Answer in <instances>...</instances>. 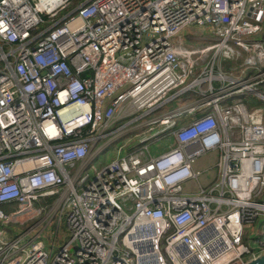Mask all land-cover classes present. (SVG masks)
Masks as SVG:
<instances>
[{
	"label": "built area",
	"instance_id": "built-area-1",
	"mask_svg": "<svg viewBox=\"0 0 264 264\" xmlns=\"http://www.w3.org/2000/svg\"><path fill=\"white\" fill-rule=\"evenodd\" d=\"M68 1L0 0V220L44 210L0 236V264H243L264 249V123L245 103L264 101V0H82L38 28ZM193 24L209 42L186 44ZM109 127L115 156L96 167ZM208 152L217 175L200 185Z\"/></svg>",
	"mask_w": 264,
	"mask_h": 264
},
{
	"label": "rangeland",
	"instance_id": "rangeland-1",
	"mask_svg": "<svg viewBox=\"0 0 264 264\" xmlns=\"http://www.w3.org/2000/svg\"><path fill=\"white\" fill-rule=\"evenodd\" d=\"M82 1V0H81ZM65 11V12H64ZM64 11L59 13V16H63L65 13L68 12V8H66ZM60 18V17H59ZM58 16H56L55 18H49L44 20L43 22L39 23L38 28L39 29H43L47 26H49L51 23H53L54 21H56L57 19H59ZM181 34H188L191 36V39L185 37V42L188 45H200L202 42H209L210 40L207 38L210 36V32L208 31L207 28H204L202 26H197L196 24L187 26L186 28H184L183 30L180 31ZM206 38V39H204ZM203 39V40H200ZM259 89H264V86H259ZM179 103V102H177ZM245 103L248 104L249 106H255L261 109V117H262V121L264 123V101L261 100L260 98L256 97V96H252L249 95L247 96V98H245ZM163 111V108L157 109L154 112V115L160 114ZM121 122L119 123H115L113 124L111 127L114 128L115 126L119 125ZM111 128V129H112ZM157 128H154L152 132H154ZM112 137V133H110V127L106 130V132L104 133V135L102 137H100L96 144H95V148L97 149H102L100 150L102 154L98 155V158L96 161H94V165L96 167H98L99 165H102L103 163H107L109 162L111 159L114 158V149L113 145L114 143L110 144V138ZM123 138L121 137L120 140H122ZM137 139V138H136ZM167 143V140L164 138L158 139L155 142H153L152 144H150L148 146L149 152L153 155H155L156 153H158L162 148L165 147ZM214 163V158L212 156V154H207V155H203L199 158H197L193 163L192 166L195 170H198L199 168L206 166V165H211ZM215 172V168L212 165V167H210L208 169V171H203L201 172V174L199 173V175L197 176L199 180V182L204 183L207 178L209 177H213ZM189 190H194L192 184ZM53 199V197L50 198H45L44 201L49 204V202ZM44 201L41 199L39 202L34 203V209H36L39 207V205H44ZM44 213L43 211H40L36 214H34V216H30V218H26L24 215H21L19 217H17L15 220L12 221H4V220H0V234H4L7 237L6 238H11L13 235L21 232L22 230H24L25 228H27L33 221H37L38 219H40L42 217ZM32 221V222H31ZM31 222V223H30ZM29 224V225H28ZM59 235H65V231H63V227H61V222L59 223ZM54 228L53 223H49L47 225V227L43 230L42 232V237L46 238L48 240H51V236H52V230ZM59 241V240H58Z\"/></svg>",
	"mask_w": 264,
	"mask_h": 264
},
{
	"label": "crops",
	"instance_id": "crops-1",
	"mask_svg": "<svg viewBox=\"0 0 264 264\" xmlns=\"http://www.w3.org/2000/svg\"><path fill=\"white\" fill-rule=\"evenodd\" d=\"M170 106H172V108H173L174 106H178V103H177V102H173V103H172L171 105H169L168 107H170ZM155 111H156V110H155ZM155 111H154V112H155ZM154 112L152 113V116L154 115ZM207 154H212V156H213V158H214V163L211 164V165L203 166V167L199 168L197 171H199V173L201 174V172H203V171H205V172L208 171V169H209L210 167H212V165H213L214 168H215V172L213 173L214 176H213V177H209V178H207V180H206L204 183H201V182H199V180H197V182H198L200 185H206V184H208L209 182L215 180L216 175H217V169H216V153H215V152H208V153H206L205 155H207ZM205 155H204V156H205ZM197 179H198V177H197ZM191 184H192L193 188H195L194 183H193L192 181H190V180H188V181H186V182L183 183V192H184V193H193L194 190H189L190 187H191ZM12 206H13V205L4 204V205H3V208L7 210V209H9V208L12 207ZM9 221H12V220H9ZM31 222H32V221H31ZM31 222H30V223H31ZM32 223H34V221H33ZM32 223H31V224H32ZM31 224H30V225H31ZM28 225H29V224H28ZM0 236H1V237H4V238L7 237V236L4 235V234H0Z\"/></svg>",
	"mask_w": 264,
	"mask_h": 264
},
{
	"label": "water",
	"instance_id": "water-1",
	"mask_svg": "<svg viewBox=\"0 0 264 264\" xmlns=\"http://www.w3.org/2000/svg\"><path fill=\"white\" fill-rule=\"evenodd\" d=\"M256 253L244 261L243 264H264V249L258 246H251Z\"/></svg>",
	"mask_w": 264,
	"mask_h": 264
},
{
	"label": "trees",
	"instance_id": "trees-1",
	"mask_svg": "<svg viewBox=\"0 0 264 264\" xmlns=\"http://www.w3.org/2000/svg\"><path fill=\"white\" fill-rule=\"evenodd\" d=\"M81 0H69L68 1V3H67V5L61 10V11H59L58 13H56L55 15H54V17L53 18H55L56 16H58V18L59 17H62V16H59V13L60 12H62V11H64L66 8H68V12L70 11V10H72L79 2H80ZM65 12V11H64ZM66 14V13H65ZM64 14V15H65Z\"/></svg>",
	"mask_w": 264,
	"mask_h": 264
},
{
	"label": "bare ground",
	"instance_id": "bare-ground-1",
	"mask_svg": "<svg viewBox=\"0 0 264 264\" xmlns=\"http://www.w3.org/2000/svg\"><path fill=\"white\" fill-rule=\"evenodd\" d=\"M51 5L48 7V9L53 8L55 5L59 4L60 2H62V0H50Z\"/></svg>",
	"mask_w": 264,
	"mask_h": 264
}]
</instances>
